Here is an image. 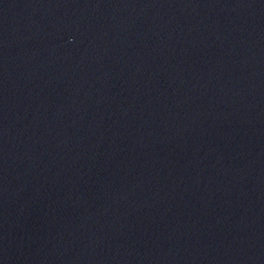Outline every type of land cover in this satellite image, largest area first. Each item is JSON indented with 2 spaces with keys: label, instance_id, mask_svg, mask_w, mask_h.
<instances>
[{
  "label": "water",
  "instance_id": "water-1",
  "mask_svg": "<svg viewBox=\"0 0 264 264\" xmlns=\"http://www.w3.org/2000/svg\"><path fill=\"white\" fill-rule=\"evenodd\" d=\"M0 264H264V0H0Z\"/></svg>",
  "mask_w": 264,
  "mask_h": 264
}]
</instances>
